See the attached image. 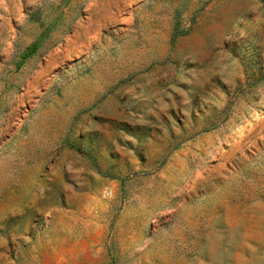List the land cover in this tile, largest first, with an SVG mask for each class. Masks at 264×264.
<instances>
[{
    "label": "rangeland",
    "instance_id": "rangeland-1",
    "mask_svg": "<svg viewBox=\"0 0 264 264\" xmlns=\"http://www.w3.org/2000/svg\"><path fill=\"white\" fill-rule=\"evenodd\" d=\"M0 264H264V0H0Z\"/></svg>",
    "mask_w": 264,
    "mask_h": 264
}]
</instances>
